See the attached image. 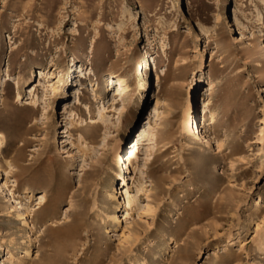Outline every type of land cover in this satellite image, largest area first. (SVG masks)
<instances>
[{
	"label": "rangeland",
	"instance_id": "374dc122",
	"mask_svg": "<svg viewBox=\"0 0 264 264\" xmlns=\"http://www.w3.org/2000/svg\"><path fill=\"white\" fill-rule=\"evenodd\" d=\"M0 134V264H264V0H0Z\"/></svg>",
	"mask_w": 264,
	"mask_h": 264
},
{
	"label": "bare ground",
	"instance_id": "6f19581e",
	"mask_svg": "<svg viewBox=\"0 0 264 264\" xmlns=\"http://www.w3.org/2000/svg\"><path fill=\"white\" fill-rule=\"evenodd\" d=\"M232 18H233V21H237L235 19V15H233ZM199 29H202V26H200ZM154 59L155 58L153 57L152 54H146L145 59L143 60L142 65L140 67V70L142 71L144 69V71H145L147 69V67L150 66L151 60L153 61ZM72 69L74 71H76L77 65L75 67L72 66ZM81 71H83V69ZM39 73L43 74L44 72L39 69ZM104 81H105L106 89L112 90L115 95L122 94V93H125L126 91H128V85L125 83L123 78H117L114 75L108 74L104 77ZM32 84H33V87L31 88V90H34L35 89L34 83H32ZM156 87H157V84H156ZM207 91H208V89H207ZM207 94L204 91L197 98L196 107L193 108V106H191L189 104L188 107L186 108L185 113H184L183 118H182L183 130L190 133L192 138L197 140V141L204 140L205 142H208V140H209V137L207 135H205V131L202 129L205 125H207L206 124L207 123V117L210 121L213 120V114H211V112H210V108H209L210 107V101H209V98L207 97ZM156 96H157V93L154 92L153 97L152 96L151 97L155 98ZM120 108L122 109L123 106H121ZM65 110L68 111L67 108H65ZM98 113L100 115V118H102L103 114H102L101 110H99ZM79 114L82 115V110H79ZM92 119L95 122H99V120H97L96 117H93ZM158 120H159V118L156 115V118L154 119V125H157ZM87 136L90 138H93L94 132L88 133ZM144 136H145V134H144V132H142L141 134H139V136L136 139H133L132 142L127 146L124 154L120 155L114 164V170L116 173H118L121 176V179L123 182H122L121 186L119 187V189L116 191V193L113 192V193L109 194V198L111 200H117V199L120 200V196L117 195V193L122 195V197L124 198V201H122L123 204L122 203L121 204L125 208L129 207L131 205V202L133 199L129 195V188H127L128 183H129V180H127L128 179L127 175H130V173H128V174L125 173L122 175V171L133 166V162H134L135 158L137 157V154L140 150V146H141V143H142ZM150 136H152L151 139L154 140V132H152L150 134ZM4 142H5V137L0 134V146H2L4 144ZM121 147H122V143L121 144L119 143V145L116 148V152H115L117 155H119ZM6 164L8 167H10V163L8 161H6ZM129 177H130V179H132V176H129ZM0 188L3 191H5L6 194H8L9 198L13 199L10 192L8 191V188L5 187V182L0 183ZM124 194H125V196H123ZM38 198L40 201L45 200V197L42 194L39 195ZM119 202H121V200ZM18 203H19L18 201H15V205H18ZM18 215L21 216L22 218H24L25 217V209L20 211L18 213ZM120 217H121V215H118L115 213L110 215V218L113 220V222L120 221L121 220ZM29 251L30 250L28 247L25 251V254L28 255Z\"/></svg>",
	"mask_w": 264,
	"mask_h": 264
},
{
	"label": "water",
	"instance_id": "95a60500",
	"mask_svg": "<svg viewBox=\"0 0 264 264\" xmlns=\"http://www.w3.org/2000/svg\"><path fill=\"white\" fill-rule=\"evenodd\" d=\"M129 143H130V142H129ZM129 143H128V144H129ZM128 144H127V145H128ZM125 149H126V148H125ZM124 152H125V150L122 152V155L124 154Z\"/></svg>",
	"mask_w": 264,
	"mask_h": 264
}]
</instances>
